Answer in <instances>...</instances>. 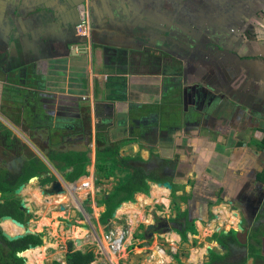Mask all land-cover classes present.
Wrapping results in <instances>:
<instances>
[{
  "label": "crops",
  "instance_id": "1",
  "mask_svg": "<svg viewBox=\"0 0 264 264\" xmlns=\"http://www.w3.org/2000/svg\"><path fill=\"white\" fill-rule=\"evenodd\" d=\"M12 1L15 4V0ZM72 1L77 3L85 0ZM72 1L16 0L15 5L21 13H11V15L22 14L26 18L30 15L32 19H45V29L42 34L45 32L46 38H50V41L45 39L43 43L50 44L53 39L56 48H59L57 55L47 54V58L38 59L40 63L48 60L53 62L50 63L49 69L44 68L47 85H52L51 80L56 70L59 76L71 66L72 59L67 58L68 52L66 56L62 52L64 53L67 47L71 46L75 54V47L86 44L82 37L75 33L76 25L85 13L79 12L78 16L71 6L75 5L71 4ZM91 1L96 2V0H86L87 7ZM100 1L107 2V0H98L97 4ZM31 2L34 4L33 8L27 9L28 6L22 7L25 9L20 8ZM250 3L252 4L251 0ZM40 7H44L41 10L46 8L50 13H38ZM128 7L126 5L121 9ZM23 10L32 13H24ZM96 11L97 13L89 12L90 20L92 16V25L95 21L93 25L95 28L90 30L91 39L88 37L85 40L88 42L94 40L100 46V48L97 46L95 51L99 62L103 61L105 72L102 75H92V65H88L86 69L78 68L71 73L68 71V76L59 77L60 84L57 87L55 83L56 87H54L65 92L75 91L77 92L75 98L78 99L86 96L90 104L87 103L88 107L86 106L85 110L90 111L93 117L94 115L98 117V123L95 118L91 126V139L90 128L86 129L87 133L84 135L83 132L78 131L73 139L67 141V145L70 143L72 146L66 149L76 151L90 149L91 163L87 165L86 174L79 181L89 180L93 185L88 190L72 188L67 175L73 168L53 165L47 157H44L43 163L48 167V171L36 177L38 180L43 178V183L47 180L51 185L46 188L47 195L43 196L44 192L40 188L34 189L27 185L21 194L30 212L38 216L39 220L33 226L35 231L42 223L44 226L41 233L44 231L48 233V236L42 240L43 245H46V242L51 244L54 237L60 238L61 233H69L79 227L82 230L80 234L82 237L80 236L78 240L66 241L73 242L74 246L80 247L79 250L85 247L88 249L92 239L94 244L100 240L105 241L104 235L111 234L114 238H118L124 236L125 234L121 235V233L125 231L126 247L117 255L121 261L123 260L122 264H235L230 260L232 256L234 258V253L237 254L236 257L240 255L237 259L242 262L245 256L249 255L246 263L264 264V239L257 237L261 242L255 244L253 231L249 238H246L245 246L238 245L236 240L233 242L237 247L235 244L230 245L229 235H224L229 234L232 229L237 230L240 222L244 225L243 216L241 217L238 211H231V207L235 209L236 206L237 209V206L239 208L242 204H246L245 208L243 206L246 214L247 205L252 206L256 216H260L263 220L260 226V223L251 217L250 223L244 225L245 227L253 230L264 225L263 39L258 34L251 33L230 48L219 47L221 49L219 60L217 57L211 58L207 54H201L203 61L207 58L217 61L222 64L221 69L231 72L230 79L224 85L220 80H216V76H219L218 68L209 70L214 72L211 74L213 82L219 83L216 84L218 86L216 89L209 82L208 84L205 82L209 78V73L199 77L197 75L200 74L199 69L190 66L183 72L186 76L178 79L175 75L182 72L181 64L176 57L164 54L163 51L168 48L162 49L161 46L156 45L148 52L150 47H147L146 41H139L138 44H133L134 46L114 40L112 44L102 42L100 38L103 37L107 40L114 37L121 38L124 42L126 40L123 37L128 33L127 28H131V33H134L141 27L138 24L130 26L133 20V17H130L129 22L128 18L124 19L123 30L115 28L117 31L114 29L115 33L112 34V28H104V24L107 25V16L111 17L114 13ZM258 20L264 22L261 17ZM25 22H22L24 27ZM30 22L31 20L26 24ZM100 25L102 28H99ZM48 31L50 34L47 33ZM22 38L29 48V40L25 36ZM38 38L39 36L35 40L39 41ZM42 46L37 49H41ZM192 48L190 51L196 50ZM133 55H135L134 59ZM166 57L167 60L164 59ZM132 63L137 67H144L147 63L152 69L147 71L141 68L131 71ZM34 77L38 79L39 74L36 73ZM181 80L185 85L179 83ZM192 85L194 86L191 88ZM191 89L195 91L189 96L187 94ZM44 100L42 98L43 102ZM97 104L100 106H96ZM248 114H251V117ZM97 132L109 134V140L121 146L120 150L122 153L125 152V157L140 156L147 164L156 161L160 166L165 165L160 173L171 182L172 190L149 182V195L136 193L135 202H125L121 205L122 207L135 204L134 208H130L133 210H129L127 206L123 212H119L121 207L118 208L107 226H102L101 217L106 207L99 203L103 197L98 201H95V198L103 193L104 197L109 195L117 183L104 185L103 188L95 186L96 180L98 181L95 175ZM46 176H54L55 179L50 181ZM57 181L68 191L49 193L52 192L53 183ZM46 185L48 184H43ZM139 198L141 201H138ZM85 201L93 210L92 214L86 209ZM76 212L88 216V222L70 228L69 223L74 218H78ZM54 214H62V216L53 220ZM156 218L162 222V230H157L155 225L148 231L152 224L156 223ZM174 218H177L180 221L178 224L185 229H179V232L166 231L168 226L165 225V220L171 221ZM44 219L51 224L48 226L47 223H43ZM53 225L57 228L54 229ZM83 226L89 227V231L80 228ZM53 230H56L54 237ZM151 233L153 236H150ZM183 234L186 240L183 239ZM225 246L229 247L230 253L221 249ZM151 248L156 251L151 252ZM119 258L113 264H119ZM93 261H95L93 264H103V260L96 259L95 256Z\"/></svg>",
  "mask_w": 264,
  "mask_h": 264
},
{
  "label": "rangeland",
  "instance_id": "2",
  "mask_svg": "<svg viewBox=\"0 0 264 264\" xmlns=\"http://www.w3.org/2000/svg\"><path fill=\"white\" fill-rule=\"evenodd\" d=\"M5 2H3V5L7 4V1L4 0ZM64 1V0H63ZM72 1V0H71ZM96 2H90L89 3V7H85L83 6V3L81 1L74 3V1L71 2V4H75L74 6H72L73 9H75L76 13L79 16V12L80 13H86V17H88L89 22H88V29L90 27V30H94L93 29V25H95V21L93 22L92 25V16H91V20H90V13L89 10L92 8V10L97 13L96 10H98V13H114L111 17L107 16V22L105 25L104 24V28L108 27V28H112V34H113V30L116 28L117 30H119L120 28H123V22L124 19L127 20L128 18V22L129 20H131L130 17H133V20H131L132 24L130 26H135L138 24V26L140 25V27H143V30H148L147 26L145 25L147 23L148 20H151L153 22H156L159 16L164 15V13H159L161 11V1L160 0H147L146 3L142 4L140 7L137 5L136 9L137 12L136 13H125V15L122 16V12H118L119 8H123L126 5H130L133 4V2H131V0H107V2L103 3V1H100L99 4H97ZM95 3V5H94ZM15 4H16V0H15ZM14 4V5H15ZM91 4V6H90ZM171 3L169 2V5ZM64 5V3L62 4ZM68 5V4H66ZM94 5V6H93ZM163 5H167V4H163ZM168 5V6H169ZM25 8L28 6L27 9H31L33 8L34 4L33 2L31 3H26L23 6H20V8L24 7ZM70 6V5H68ZM123 6V7H122ZM6 9H3L0 5V48H2V50H5V52L0 56V121L3 123L2 126L5 127H11L15 133V138L16 141L18 142V147H17V151L20 153V158H27L29 157V155H35L39 158H41L44 161V157L46 156V150L48 148H57L58 144H61L64 141H69L71 139H73L76 135L77 132L81 131L84 127L90 125V128L92 126V123L94 121L95 118H97V123H98V117L94 115V117L91 114H88L87 111L85 110L88 106L87 103L90 104L89 101L84 102V100H86V96H82L80 99L75 98L77 95V92L75 91H71L69 90V92H65L64 90H58L55 86V83L57 84V87L60 84V79H58L59 77H66V75L68 76V71L69 73H71V71L73 70H77L78 68L80 69H86V67L88 65H92V75H102L105 72L104 69V64L103 61L102 63L99 62L98 57H97V51H95L98 46V48H100L99 45H97L96 42H86V44L81 45V47H75V54H73L72 52V47L68 46L67 50L62 54H64L65 56L67 55L68 52V57L69 60L72 59L71 62V66L68 68V70L64 71V74L59 75L58 76V71L56 70L54 72V77H52V85H47V78H46V74L44 73V68L49 69L50 68V63H53L52 61H43V63H40L38 61L39 58H47L48 55L47 54H55L57 55V49L56 48V44L53 42V39L51 42H49L50 44L43 43V41H45V39H50V38H46V33L43 32V30L45 29V19H32L30 15H28V17L26 18L25 16H23L22 14L20 15H11V13H15V9H17L16 5L12 6V5H6L5 6ZM22 8V9H25ZM44 8V7H42ZM40 7V12L38 13H50L48 12V10L42 9ZM172 7H168L167 8V12H169L171 10ZM13 10V11H12ZM19 10V9H17ZM79 10V11H78ZM99 10H101L99 12ZM105 11V12H102ZM88 11V12H87ZM24 13L28 12V11H24ZM2 13H8V14H2ZM21 13V12H19ZM28 13H32L31 11H29ZM120 13V14H117ZM261 13H264V11H262ZM88 14V15H87ZM175 13H167L168 17H171L172 15H174ZM107 15V14H105ZM104 15V18H106V16ZM156 15V16H154ZM21 16V17H20ZM259 18V17H258ZM262 18V17H261ZM22 19V20H21ZM82 19V18H81ZM264 20V18H262ZM30 24H26L27 21H30ZM172 20H174V16L172 17ZM25 22V27L22 25V22ZM134 21H136V23H133ZM142 21H144L145 23H143ZM257 24H255L253 26V32H252V27L251 28H247L243 33V37H245L247 34H251V33H256L258 34V36L260 38L263 39L264 41V26H261V23L258 22V20L256 21ZM125 26V25H124ZM95 28V27H94ZM99 28H102V26L100 25ZM18 29V30H17ZM51 29V28H50ZM49 29V30H50ZM115 29V31H117ZM30 30V31H29ZM32 30V31H31ZM123 30V29H122ZM128 33L132 32L131 28H127ZM126 31V32H127ZM136 31V30H135ZM87 32V30H86ZM47 33L50 34V31H48ZM76 33V31H75ZM115 33V32H114ZM53 35L55 34L54 32L52 33ZM48 35V34H47ZM79 35L80 34H77ZM171 35H175L174 33H170L169 37L170 39H173ZM203 34H198L197 37L198 39H201L202 43H203V47L200 50H191V51H187L186 48H181V51L176 52L175 50H164L165 54H170L172 57H176L177 59H179L180 64H181V68H182V72L179 73V75H175L178 79L184 78L186 75L183 73L185 70H187V68L190 66L192 68L195 69H199V73L197 74L199 77H203L205 75H207V73H209V78H207V84L208 82L216 89H218V86L216 84L219 83H215L212 80L211 74L214 72L213 71H209L212 68H218L219 71V76H216V80H220L221 82L225 84H227L228 80L230 79V73L228 71H225L223 69L220 68V64L216 61H211V60H205L203 61L202 59V53L207 54V46H206V40H204L202 38ZM15 36V37H14ZM23 36H25L28 40H29V48L26 49V45L27 43L23 41ZM37 36H39V41L35 40V38H37ZM78 36V37H79ZM91 36V34H89V37ZM111 37V35H109ZM82 37V36H80ZM163 37L169 38L165 35H163ZM88 37H82V39L85 42V39H87ZM109 38V37H107ZM91 39V37H90ZM124 40L126 41H130V42H134L132 35L129 34L127 36L123 37ZM100 40L102 42H107V43H114V41L122 43V44H126V41L123 42V40L121 38H110V40L103 38H100ZM114 40V41H112ZM50 41V40H49ZM18 42L20 44H18ZM37 42V43H36ZM39 43V44H38ZM162 43L165 45V40L162 39ZM43 44V46H42ZM90 44V45H89ZM147 45V44H146ZM168 45V43L166 44ZM165 45V46H166ZM28 46V45H27ZM42 46L41 49H37V47ZM150 47V46H148ZM153 46L150 47L148 49V52L150 50H152ZM83 49V50H82ZM164 49V48H163ZM205 49V50H203ZM53 50V51H52ZM160 50V48H159ZM190 50V48H189ZM15 51H17L15 53ZM19 51V53H18ZM162 51V50H161ZM125 52H127V50H125ZM123 53V52H120ZM135 52L133 51L132 54H134ZM146 55V53H144ZM202 54V55H201ZM133 55V59H134ZM131 57V58H132ZM56 60V59H55ZM68 60V59H67ZM35 61L33 64L32 62ZM38 61V62H37ZM185 62V63H184ZM106 64V62H104ZM168 65V64H167ZM209 65H213L210 66ZM145 69V70H151L152 67L148 66L147 63L146 65H144V67H137L135 66L134 63H132V66L130 67L131 71L134 70H138V69ZM39 74L38 79L34 77L35 74ZM182 85H185L184 81L181 80L179 82ZM194 83H196L194 81ZM181 85V86H182ZM221 85V84H220ZM194 85L191 86V88ZM196 89V88H195ZM195 89H191L189 91V96H191V94L195 91ZM205 88H203L204 90ZM68 91V90H67ZM17 95L22 96V100H25L24 103L30 104L32 102V100H30L28 97L31 95H35V97L38 98V102L39 104L37 105L36 109L31 112V113H24L21 111V108L19 106V97ZM28 96V97H27ZM42 98H44V102L42 101ZM96 98V97H95ZM98 101V100H96ZM87 106V107H86ZM96 106H100L99 104H97ZM86 107V108H85ZM79 110V117L74 115V111L75 110ZM107 109V108H106ZM107 112V111H106ZM105 112V114H106ZM107 115V114H106ZM251 117V114H248ZM0 143L4 142L3 140H1V138L4 137L3 131L0 130ZM87 133V132H86ZM104 133V132H103ZM70 134V135H69ZM107 134V133H105ZM109 135V134H108ZM68 137V138H67ZM110 139V138H109ZM115 144L114 141H110V144ZM111 144V145H112ZM26 146V147H24ZM70 146H72L70 143L69 145L63 146V147H59V150H66L68 149ZM35 148V149H34ZM45 148V149H44ZM45 150V151H44ZM10 151V150H9ZM8 152V150H7ZM120 154L121 156L125 157V152H121L120 150ZM129 157V156H126ZM21 159L18 161H11L10 163H8L7 161H5L3 164L1 163L0 165H2V167H9V164L12 163L10 169L12 170H17V164L21 163ZM7 160V159H6ZM160 165L159 162L153 161L152 163L148 164L147 166H151L152 168H149L152 170V172L156 173V176H162L160 171L157 169L158 166ZM91 167V166H90ZM91 169V168H90ZM51 172V170H50ZM118 174H116L115 176H112L110 178H108V180H103V177H101L100 174H98L97 172L95 173V175L97 176L98 180H96L95 182V186L96 188L98 187H102L104 185H110L111 183H119L122 180H125L126 175L125 172H117ZM46 176V178L50 181H52L54 178V176L49 177ZM43 178L36 180V182L33 183H28L27 186H31L34 189H38L40 188L42 191L44 192V196L47 195V191L49 188V186H51L47 180L44 183H47L48 185L43 186V182H42ZM43 186V188H42ZM116 186V185H115ZM114 189V187H113ZM112 189V190H113ZM108 191V189L106 190V192ZM99 193V192H98ZM66 194V193H65ZM24 195V193H23ZM263 195V193L261 194ZM52 196V195H51ZM92 196V195H91ZM54 197V195L52 196ZM100 197L104 198V193L102 195H98V197H96L95 201H98ZM90 198V197H89ZM101 198V199H103ZM88 201V200H87ZM139 201V200H138ZM85 203L87 204L86 209L91 211V214L93 212V210L91 208L88 207V203L85 201ZM240 206V205H239ZM243 206L245 208L246 204H242V206H240L236 209H233L231 207V211H239L240 210V215L242 217V221H244V225L247 226V224L250 223L251 221V217L256 219L261 226V222L263 220H261L260 216H256L255 211L253 209L252 206L247 205V209L248 212L247 214L244 212L243 210ZM127 205H123L120 209L119 212H123L126 208ZM243 211V215L242 212ZM97 211V210H96ZM32 214L34 215V219L32 220V222L30 223L29 229H31L33 232H41L42 231V227H38L41 228L40 231H35V228H33V226L36 224V222L39 220L38 216L35 215L33 212ZM76 214L78 215V218H74L72 220L71 223H69V227L72 228V226H80L81 223H83L86 219H88V216H83L80 212H76ZM90 214V215H91ZM254 216H253V215ZM248 215V216H247ZM62 214H54L53 215V220L58 219L59 217H61ZM93 217V215H91ZM90 216V219H91ZM250 217V218H249ZM157 219V218H156ZM48 222V226L51 224V222ZM155 222L158 224L159 220H155ZM102 226H107V223L104 224L102 223ZM243 225V226H244ZM10 226V225H9ZM6 229H10L11 226ZM56 225H53V228H55ZM244 228L247 230V236L246 238H249L250 233L253 231V233L255 235H253L255 237L256 243L255 244H259L261 241L259 240L260 237L262 239H264V225L262 227H257L253 230H251L252 228ZM255 227V226H254ZM236 228V227H234ZM192 231H195V229L191 228ZM69 230V229H67ZM8 231V230H7ZM92 231V229H91ZM230 232V231H229ZM21 233V231H20ZM44 238L48 236V233L46 231H44ZM235 234H233V239L236 236V231H234ZM53 237L56 236V230H53L52 232ZM73 230L69 233H61L60 234V238L58 237H54L53 241L51 244H49V242H46V245H44V250H46V254L45 255V259H43L41 262V264H53V263H60V264H66V251L65 249L62 250L61 248H66V242L68 239H79L80 236H75L73 237ZM110 235V234H108ZM67 237V238H66ZM72 237V238H71ZM82 237V236H81ZM253 237V238H254ZM43 238V239H44ZM63 238V239H62ZM55 239V240H54ZM233 239L231 240L230 245H234L235 243L233 242ZM160 241H162V239H160ZM73 243V242H71ZM246 243V240H245ZM245 243L243 246H245ZM155 247V246H154ZM235 247H237V245L235 244ZM50 248H53L50 249ZM80 249V247H75L73 245V251ZM224 248V249H223ZM221 248L224 252L226 253H230V249H228V246H225ZM154 248H151L150 251H156ZM245 249V248H244ZM249 249V247H248ZM246 251V250H245ZM81 253L83 254H89V253H93V255L95 256L98 251L96 249V247L93 245V239L91 240V246H89V248L87 249V247H85L84 249L82 248ZM136 253H140L138 251H135ZM223 252V253H224ZM234 252H240L235 251ZM232 251V253H234ZM236 253H234V258L232 256L231 262L232 263H239V264H249L246 263V259L249 258V255L245 256V258L243 259V262L241 260H238L237 258L240 257V255H238L236 257ZM115 256H117L115 254ZM21 258L24 259L26 261V264L29 263L28 259L24 256L21 255ZM26 258V259H25ZM117 258H119L117 256ZM120 259V258H119ZM113 262H117L118 259H115L114 257H112ZM39 262V263H40ZM123 260L119 261V264H122ZM30 264V263H29ZM36 264V263H34Z\"/></svg>",
  "mask_w": 264,
  "mask_h": 264
},
{
  "label": "flooded vegetation",
  "instance_id": "3",
  "mask_svg": "<svg viewBox=\"0 0 264 264\" xmlns=\"http://www.w3.org/2000/svg\"><path fill=\"white\" fill-rule=\"evenodd\" d=\"M160 1H161L162 9L167 8V5H163V4H167V1L172 2L171 4L172 12L175 13L174 15H172L174 16V20H173L174 24L172 25V28L169 29V26H167V24L163 21L162 23H159L160 22L159 20H157L156 22L148 20L147 23L145 24L148 30H143V27L140 28L139 30L140 33L144 32L145 35H147V40H144L147 42L146 43L147 47L148 46L152 47L156 45L161 46V47L163 46L162 49L168 48L170 50H175L176 52L181 51L182 50L181 48L183 47L186 48L188 52L190 51L189 48H192V47H193L192 49L200 50L204 45L201 39H198L197 35L203 34L202 38L206 40L207 42L206 43L207 56H211V58L217 57V60H219V54L221 52L220 51L221 49L219 47H223L225 49V47L230 48L232 45L240 43L243 40L242 32H244L247 28H251V27H252V32H253V26L257 24L256 21L258 20V17L264 18V13H261L262 11H264V0H260V2L258 3L256 2V0L254 1L251 0L252 4L251 3L249 4V0H167V1L160 0ZM131 2H133V4H130L127 9L124 8L120 11L122 12V16H121L122 18L125 15V13H136L137 5L140 7L142 4L146 3L147 0H131ZM82 3H83V6L85 7L88 6L86 5V0L82 1ZM89 12L95 13V11H93L92 8L89 10ZM142 22L145 23L144 21ZM258 22L261 23V26H264L263 21L258 20ZM167 29H169L175 35H172L173 39H170V37L166 38L165 45L167 43L168 45L165 46L162 43V40H159V38L163 36L161 32L168 31ZM75 31L78 34L77 29H75ZM158 31H160V33H158ZM139 32L136 31V33H139ZM254 34L256 33H253V35ZM133 40L134 42L127 41L126 42L127 45L134 46L133 44H136V43L138 44V42L140 41L136 38H133ZM27 48L28 46H26V49ZM4 52L5 50H2V48H0V56ZM165 59L167 60V57ZM219 64L222 65L221 63ZM28 98L32 100V102L27 105L24 104L23 106L24 107L29 106V108L22 107V110H21L22 112L26 114L33 112L36 109L37 105L39 104L38 98L35 97V95H31ZM74 112H75L74 115L79 117L80 115L78 114L79 110L76 109ZM87 113L90 114V111H87ZM2 124L3 123L0 121V130L3 131L4 137L6 136L10 137V140L12 142H11V147H9L10 149H8V152L5 154L4 147H5L6 141L4 140L3 137L1 138V140H3L4 142L0 143V164L1 163L3 164L5 161L10 163L12 160L17 161L18 163V161L21 159L20 158L21 152L19 153L17 151L18 142L16 141L15 133L11 127H8V126L5 127V126H2ZM90 131H91V128H90ZM31 156L36 157L35 155L32 154V155H29L28 158H30ZM11 165L12 163L9 164L10 168L13 167ZM21 166H22L21 163L17 164V170L14 171L10 168L2 167V165H0V170L2 169L8 170L9 173H8L7 179L9 183V188L12 189L11 192H10V189H8V192L6 195L0 192V204L5 205L4 210H3L5 214L0 216V220L4 217H10L12 220L17 221L14 218V216L15 217L19 216L18 213L21 207L18 202L21 203V201L17 199V196L15 195V190L20 185L19 182H20L21 174H22ZM28 183L29 181L24 182L25 186ZM25 206L27 207V212L30 215H32V213L30 212V208H28L26 203H25ZM9 222H0V231L2 232V236L4 233L11 235V233L6 231V228H5V224ZM164 223L165 225L168 226L165 229L168 232L169 231L179 232V229L180 230L185 229V227L178 224L180 223V221H178L177 218H174L171 221L165 220ZM10 224L12 223L10 222ZM29 224L30 222L27 224L28 229L26 230H29ZM155 225L158 228L157 230H162L163 224L160 220L158 224L155 223ZM229 237L230 239H233V234L229 235ZM233 240H235V237ZM66 244H67L66 249H65L66 254H67L66 264H68V255H74L77 253L84 255L83 253L80 252L81 250L77 248H76L77 250L73 251L72 250L73 244L71 242L66 243ZM34 248L29 249V250H33ZM95 257L96 259L97 258L101 259V261L103 260V257L99 253H97ZM94 262L95 261H93L91 264H93ZM53 264H60V263L57 262Z\"/></svg>",
  "mask_w": 264,
  "mask_h": 264
},
{
  "label": "trees",
  "instance_id": "4",
  "mask_svg": "<svg viewBox=\"0 0 264 264\" xmlns=\"http://www.w3.org/2000/svg\"><path fill=\"white\" fill-rule=\"evenodd\" d=\"M167 1V0H166ZM3 2L0 0V5L3 9H6L5 6L14 5V1L7 0V4L3 5ZM169 2L167 1V8L171 7ZM169 5V6H168ZM166 9H162L159 13H164V15L159 16V21H163L169 26V29L172 28L174 21L172 17H168L167 13H173L172 8L169 12ZM13 11V10H12ZM15 13H19V10L15 9ZM167 29V30H169ZM137 31V30H136ZM170 31V30H169ZM139 32V31H137ZM171 33V31H170ZM132 38H136L141 40L142 37H146L144 32L142 33H130ZM129 35L128 33L126 36ZM149 36V35H148ZM169 37V36H168ZM166 40V38H164ZM166 42V41H165ZM163 47V46H162ZM165 59V58H164ZM166 60V59H165ZM181 70V69H180ZM19 97V106L22 110L23 105L25 104L22 100V96L17 95ZM29 108V106H25ZM24 107V108H25ZM90 125L84 127L80 132H83L84 135L89 129ZM90 139H91V131H90ZM5 147L4 152L7 153V150L11 147L10 137H5ZM96 160H95V169L98 174L103 177V180L108 179L112 176L118 174L117 172H125L126 178L122 180L114 187V190L107 196H105L99 203L105 205V211L102 213L101 221L106 224L108 221L112 220L114 212L118 209V207L125 202H135V194L143 193L145 195L150 194V184L164 182L167 181L166 177L156 176L157 174L152 172L151 167L147 166L148 164L142 161L140 156L135 157H123L120 154L121 146L118 144H110V140L108 135L103 132L96 133ZM67 145V141L62 142L57 145V148H48L46 150V156L49 161L56 166H65L72 167L73 170L71 173L67 175L69 181L73 182L78 180L80 177L86 174V167L91 163L90 159V149H85L84 151H76V150H59V147H63ZM21 179L19 184H24V182L29 181L32 177H36V175L43 174L48 171V167L43 163V160L39 157L31 156L30 158H22L21 159ZM165 166V165H163ZM159 166L157 169L161 172L164 167ZM8 170L2 169L0 170V192L4 195L7 194L8 189L10 192L12 191L9 188L8 183ZM99 181V180H98ZM18 184V185H19ZM19 185V186H20ZM20 205V202H18ZM129 210H133L130 208H134L136 205H127ZM5 205L0 204V216L4 215ZM18 217L14 218L21 224H23L26 228H28V223L32 220L33 216L30 215L26 210H19ZM209 232V230H208ZM39 233V232H37ZM82 230L77 228L73 230L74 236H81ZM185 234V233H184ZM183 234V239L186 240L185 235ZM234 234V230H230L229 234L224 235H232ZM236 240V238H235ZM237 243V240H236ZM43 246L42 236H33L29 235L23 239L18 241L9 242L3 236L0 231V264H26V261L22 259L19 255L23 253L31 254L35 257L38 262L36 264H41L39 260L42 251L44 248L35 249L33 251H28L30 247H41ZM28 251V252H26ZM25 252V253H24ZM94 255L89 253L87 255H82L80 253L74 255H68V264H91L93 262ZM40 262V263H39Z\"/></svg>",
  "mask_w": 264,
  "mask_h": 264
},
{
  "label": "water",
  "instance_id": "5",
  "mask_svg": "<svg viewBox=\"0 0 264 264\" xmlns=\"http://www.w3.org/2000/svg\"><path fill=\"white\" fill-rule=\"evenodd\" d=\"M122 9L119 8V12L121 11ZM158 33H160V31H158ZM163 35L165 36H169L170 35V31H162L161 32ZM164 39L163 37H160L159 40H162ZM146 40V37H142V39L140 41H144ZM39 44V43H38ZM163 61V60H162ZM38 180L37 177H32L30 180H29V183H33L34 181ZM157 186L159 187H164V188H167L169 190H172L173 186L171 184V182L169 181H164V182H158L156 183ZM25 188V184H21L16 190H15V195L17 196V199H19L21 201L20 203V207H21V210H26L27 211V207L25 206V201L23 200V196L21 195L22 194V191L23 189ZM45 192V191H43ZM63 192H66V189L64 188V185L60 182H55L53 183V186H52V192H49L51 194L53 193H63ZM122 205V204H121ZM121 205L118 207L120 208ZM242 212V215H243V211L241 210ZM239 214L240 213V210L238 211ZM237 214V213H236ZM115 216V212L113 214V218ZM248 216V215H247ZM11 222L15 227H17V229L21 230L22 233L20 234H16V235H9L7 233H4L3 236L4 238L9 241V242H14V241H18L20 239H23L29 235H33V236H37L36 233L30 231V230H26L25 229V226L15 220H12L10 217H4L0 220V222ZM155 227V224H152V226L148 229L151 230ZM84 230V228H83ZM87 229H85L86 231ZM147 231V232H148ZM236 231V240H237V244L238 245H244L245 243V240H246V236H247V230L243 227L242 223L240 222L238 225H237V230ZM150 236H153L152 233L150 234ZM33 247H30V249H32ZM21 257V254L19 255Z\"/></svg>",
  "mask_w": 264,
  "mask_h": 264
},
{
  "label": "built area",
  "instance_id": "6",
  "mask_svg": "<svg viewBox=\"0 0 264 264\" xmlns=\"http://www.w3.org/2000/svg\"><path fill=\"white\" fill-rule=\"evenodd\" d=\"M88 22L89 19L88 17H86V13L84 15H82V19L81 21L76 25V29L78 34H80V36H84V37H89L90 34V27L88 29ZM87 30V32H86ZM78 183V182H77ZM76 183V184H77ZM92 183L89 180H84L83 182L81 181V185L78 186L79 188H76L78 190H88L90 187H92ZM111 234L109 237H105L106 238V242H107V246L109 248L110 251H112L113 253H118L121 250H124V248L122 247V243L123 242V236L118 237V238H111ZM104 251V250H103ZM102 249L101 252L103 253Z\"/></svg>",
  "mask_w": 264,
  "mask_h": 264
},
{
  "label": "clouds",
  "instance_id": "7",
  "mask_svg": "<svg viewBox=\"0 0 264 264\" xmlns=\"http://www.w3.org/2000/svg\"><path fill=\"white\" fill-rule=\"evenodd\" d=\"M87 42V40H85V43ZM84 101H87V100H84ZM38 178V177H37ZM81 178V177H80ZM79 178V179H80ZM79 179L78 180H76V181H73V182H71L70 183V185H72V188L73 187H78L77 186V182H81V181H79ZM85 190V189H84ZM68 190H67V188H66V192H67ZM32 216H33V219H34V215L32 214ZM85 223H87L88 222V220L86 219L85 221H84ZM79 228V227H78ZM80 228H84V229H87V231H89V227H87V226H83V227H80ZM25 229H28V228H26L25 227ZM30 230V229H29ZM232 230H234V229H232ZM30 231H32V230H30ZM235 231V230H234ZM33 232V231H32ZM35 233V232H34ZM45 233L44 232H40V233H36V235L38 236H42V240H43V238H44V235ZM122 234H125L124 236H123V242H124V244L122 243V247L123 248H125L126 247V239H127V236H126V233H125V231H123L122 233H121V235ZM110 235H104V238L105 237H109ZM111 238H114L113 236H111ZM95 247H96V249H97V251H98V253L103 257V264H107V263H109V264H113V260H112V256L113 255H115V254H120V253H122V251L123 250H121L120 252H118V253H113L112 251H110L109 250V248H108V246H107V242H106V238H105V241H102V240H100V241H98L97 243L95 242L94 244H93ZM44 247V245L43 246H41V247H35L33 250H35V249H37V248H43ZM223 248V247H222ZM101 249H102V251H103V253L101 252ZM224 249V248H223ZM33 250H28V251H33ZM27 252V251H26ZM25 253V252H24ZM21 255H23V254H21ZM84 255H86V254H84Z\"/></svg>",
  "mask_w": 264,
  "mask_h": 264
},
{
  "label": "bare ground",
  "instance_id": "8",
  "mask_svg": "<svg viewBox=\"0 0 264 264\" xmlns=\"http://www.w3.org/2000/svg\"><path fill=\"white\" fill-rule=\"evenodd\" d=\"M35 149V148H34ZM45 160V159H44ZM91 180V179H90ZM81 185V182H78L77 183V186H80ZM27 189V188H26ZM69 189V188H68ZM71 192V191H70ZM69 192V193H70ZM85 192V191H84ZM160 193V192H159ZM28 194V193H27ZM156 194V193H155ZM44 196V195H43ZM62 196V195H61ZM78 196V195H77ZM142 196V195H141ZM31 198V197H30ZM56 199V198H55ZM144 199V198H143ZM62 200H63V198H62ZM67 200V199H66ZM139 201H141V198H139L138 199ZM151 200V199H150ZM151 202V201H150ZM52 203V202H51ZM72 203V202H71ZM77 204V203H76ZM39 205V204H38ZM36 206V205H35ZM48 206V205H47ZM40 207V206H39ZM47 209V208H46ZM43 223H47L48 224V222H45V219H44V222ZM47 224H45V225H47ZM11 226V228L10 229H6V231L8 230V232H10L11 233V235H15L16 233L17 234H20V231L21 230H19V229H17L16 227H14V225H12V224H10V222L9 223H7V224H5V228H8L7 226ZM9 226V227H10ZM44 226V224H42V223H40L39 224V226L38 227H43ZM37 227V231H40L41 230V228H38ZM55 228H56V226H55ZM61 231V230H60ZM73 236V235H72ZM173 236V235H172ZM175 236V235H174ZM73 237H75V236H73ZM119 237V236H118ZM67 238V237H66ZM72 238V237H71ZM176 238V237H175ZM76 240H78V239H76ZM44 253L46 254V250H43L42 251V255H41V257H40V259L39 260H43V259H45V255H44ZM24 257H26L27 259H28V261H29V263L30 264H34V263H37L38 262V260H36L35 259V257H33L31 254H28V253H25L24 254ZM112 257H114L115 259H118L117 258V256H115V255H113ZM195 257V256H194ZM25 258V259H26ZM28 263V264H29Z\"/></svg>",
  "mask_w": 264,
  "mask_h": 264
}]
</instances>
